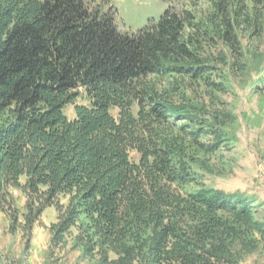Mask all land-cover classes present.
Here are the masks:
<instances>
[{"label": "trees", "instance_id": "trees-1", "mask_svg": "<svg viewBox=\"0 0 264 264\" xmlns=\"http://www.w3.org/2000/svg\"><path fill=\"white\" fill-rule=\"evenodd\" d=\"M193 1L210 6L205 20L170 7L129 34L95 0H0V216L10 234L29 245L54 207L49 259L66 249L94 264L264 254V212L200 174L226 146L234 116L222 96L245 71L243 41L264 38V0Z\"/></svg>", "mask_w": 264, "mask_h": 264}, {"label": "rangeland", "instance_id": "rangeland-1", "mask_svg": "<svg viewBox=\"0 0 264 264\" xmlns=\"http://www.w3.org/2000/svg\"><path fill=\"white\" fill-rule=\"evenodd\" d=\"M111 7L121 32L137 33L151 21H158L168 8L177 11H195L201 19L209 13L210 6L204 1L193 0H95ZM245 71L238 72L228 80L229 90L222 96L233 113V121L226 125V146L211 160L213 172H200L203 183L210 188L247 198L264 212V91L256 92L264 78V38L249 43L243 41ZM112 114L117 111L112 109ZM65 114L72 119L74 108L69 106ZM18 207L25 198L15 192ZM54 207L45 210L41 223L33 232L28 245L21 234L8 232L9 222L0 216V264H94L78 262L77 252L61 251L48 258L50 236L44 227L55 223ZM243 264H264V254L248 256Z\"/></svg>", "mask_w": 264, "mask_h": 264}]
</instances>
